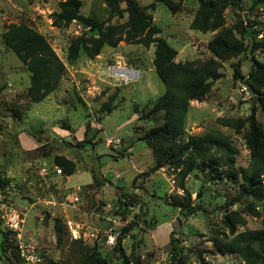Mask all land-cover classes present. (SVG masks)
I'll return each instance as SVG.
<instances>
[{
    "label": "rangeland",
    "instance_id": "374dc122",
    "mask_svg": "<svg viewBox=\"0 0 264 264\" xmlns=\"http://www.w3.org/2000/svg\"><path fill=\"white\" fill-rule=\"evenodd\" d=\"M138 2L149 5L152 0ZM4 11L0 31L12 22L31 25L47 38L66 71L56 89L31 102L25 97L26 69L0 38V176L9 179L0 190V230L6 232L5 241L0 240V264H242L239 255L218 252L212 239L228 234L229 223L236 232L261 228L260 205L248 197L234 201L239 191L227 176L193 169L184 186L191 204L199 203L207 212L183 215L178 203L184 205L181 196L186 199V195L177 187L175 174L167 167L152 171V150L138 140L154 122L136 119L132 105L141 109L164 91L153 69L151 45L127 46L120 41L119 46H103L92 59L81 55L70 61L67 46L83 30L74 33L69 27L51 25L52 12L42 7L31 14L7 6ZM148 11L161 29L174 26V15L163 3ZM98 13L102 19L108 15ZM238 13L244 24H249L248 18L257 27L264 22V5L249 11L245 3ZM186 14L188 10L179 15ZM236 18L227 8V23ZM167 41L176 49L184 45L177 59L201 62L209 57L202 40ZM235 62L247 74L249 54L222 61V76L207 96L190 101L185 131L220 130L237 151L235 166L246 167L250 153L243 130L238 133L216 121L218 117L244 120L252 112V102L237 93ZM112 68L139 73L126 81L129 74H116ZM108 103L114 106L110 112L104 110ZM254 116L264 129V113L258 107ZM86 123L90 125L86 137L93 144L79 147ZM55 155L71 160L74 172L54 171ZM72 195L78 200L71 201ZM10 213L17 215V223L7 222ZM56 219L60 232L54 226ZM110 231L117 234L113 246L101 240Z\"/></svg>",
    "mask_w": 264,
    "mask_h": 264
},
{
    "label": "trees",
    "instance_id": "16d2710c",
    "mask_svg": "<svg viewBox=\"0 0 264 264\" xmlns=\"http://www.w3.org/2000/svg\"><path fill=\"white\" fill-rule=\"evenodd\" d=\"M153 1L163 3L172 13L192 11L189 28L213 32L205 44L209 53L206 60H175L177 50L161 35L160 27L148 12V9L154 8V3L143 6L137 0H103L109 13L102 19L83 14L80 10L81 0H58L57 9L50 14L51 25L67 28L75 21L86 28L73 37L67 46L66 58L70 61H75L81 55L92 59L103 46L115 47L119 41L144 47L154 46L152 65L164 85V91L149 99L141 109L137 103L132 105L136 119L154 122L138 138L152 150L154 164L151 170L167 167L175 174L177 187L186 195V199L181 196L185 206L178 203L183 215L207 212L201 204H191L184 186L186 176L193 169L207 170L208 173L232 179L239 191L234 201L248 197L252 203L259 204L263 225L261 228L236 232L234 224L229 223L228 234L214 237L213 246L220 253L239 255L242 264H264V129L254 116L256 107L264 113V58L258 57V53H264V22H259L261 25L257 27L248 18L249 24H244L238 13L243 11V4L247 3V10L254 11L264 4V0H197V6L193 9L185 7L182 0ZM122 3L124 6H121ZM227 8H231L237 17L230 24L226 20ZM121 18H125L123 22L118 21ZM0 38L5 48L12 51L29 72V84L25 89L28 100L39 102L58 87L66 67L41 32L24 21L12 22L3 25ZM246 54H249L250 61L247 74H242L240 62H235L232 64L233 78L239 83L243 82L251 95L257 97L252 103V112L244 120L216 118L218 123L238 133L243 130L250 155L248 166L242 167L235 166L237 151L227 135L218 129L186 134L185 119L190 101L203 100L213 82L222 76L219 71L221 62ZM112 109L114 106L105 104L104 110L110 112ZM89 126V123L85 124L84 138L77 141V146L93 144L86 137ZM52 163L54 171L57 167L61 168L60 174L63 175H70L75 170L74 163L62 155H55ZM8 182V178L0 176V190ZM197 197H200V192ZM54 226L60 230L58 219ZM0 233L3 242L6 232L0 230ZM115 247L120 249L119 245Z\"/></svg>",
    "mask_w": 264,
    "mask_h": 264
},
{
    "label": "crops",
    "instance_id": "0c3cea01",
    "mask_svg": "<svg viewBox=\"0 0 264 264\" xmlns=\"http://www.w3.org/2000/svg\"><path fill=\"white\" fill-rule=\"evenodd\" d=\"M57 3H58V0H0V13L4 14V12H5L4 8L6 6H7V8H10L12 11H16V12H23L24 11V12H27V14H31L32 12H35V9H38L40 7L45 8L46 11L53 12L54 10L57 9V7H55L56 6L55 4H57ZM152 3H154V8H155L156 7V3H159V2L152 0V2L150 4H152ZM182 4L185 7H187L188 9H190V8L193 9V8H195L197 6V0H182ZM121 6H124V4L122 3ZM143 6H147V5H143ZM261 6H259L258 8H261ZM80 10L85 15H96L98 17H100L98 15L99 14L98 10L106 11V14L109 13V9L106 6V4L103 2V0H81ZM181 12L182 11H178L176 13H172L174 15V18H175L174 26L171 29L169 28V29H166V30L160 28L161 29V35L163 37H165L166 40H167V38H172V39H175L177 41H182V40L187 38V39H189L190 44H192L195 39H199V40L204 41V43L206 44V42L213 35V32H210V31L201 32V31L189 28V24H190V21L192 19V11L188 10V14H186L185 17L183 16L182 17L183 19L179 15ZM2 17L5 18L4 15H2ZM152 18H153V22L155 23V21H154L155 20V15ZM68 27L70 29H73L74 33H78L77 27L79 28V27H82V26H80L79 23L73 21V22L70 23V25ZM81 30H82V28H81ZM83 30H84V27H83ZM1 31H0V33H1ZM192 32H196V33L192 34ZM119 45H120V41L117 43L116 46H119ZM122 45H124V42H123ZM126 45L128 46L130 44L126 43ZM151 50H152V57H153V50H154V46L153 45H151ZM176 50H177V54H176L175 60L176 61H185V60L177 59V56L180 53L183 52L184 45H182L179 49H176ZM186 60H191V59H186ZM135 70L139 73L138 69H135ZM24 76H25L24 88L26 89L28 84H29V72L26 71ZM24 139H25V142L29 143L30 146L33 144V143L30 142V139H28V138H24ZM31 140L33 142H35V139L33 140L31 138Z\"/></svg>",
    "mask_w": 264,
    "mask_h": 264
},
{
    "label": "built area",
    "instance_id": "2783aa9c",
    "mask_svg": "<svg viewBox=\"0 0 264 264\" xmlns=\"http://www.w3.org/2000/svg\"><path fill=\"white\" fill-rule=\"evenodd\" d=\"M81 28L83 30V27H79V28L77 27V30L78 29L81 30ZM84 29H86V28H84ZM112 69L114 71L116 68H112ZM126 70L127 71H130V74L129 75L124 76L126 81L138 76V72L136 70H134V69H126ZM237 93L240 94L246 100H250L251 97H252V95H251L248 87L243 82H240L238 84V86H237ZM56 171L58 173L61 172V170L59 168H56ZM42 172H45V168H42ZM77 200H78V196L77 195H72L71 196V201L75 202ZM17 218L18 217H17V215L15 213H10L7 216V222H9L10 224L17 223ZM92 235L94 236V234H92ZM116 239H117V234L113 233L112 231H110L108 233H105L101 237V240H103L104 243L106 245H109V246H113L116 243Z\"/></svg>",
    "mask_w": 264,
    "mask_h": 264
},
{
    "label": "bare ground",
    "instance_id": "6f19581e",
    "mask_svg": "<svg viewBox=\"0 0 264 264\" xmlns=\"http://www.w3.org/2000/svg\"><path fill=\"white\" fill-rule=\"evenodd\" d=\"M114 73H116V74L118 73L120 75H124V74H130V71L122 70V69H115Z\"/></svg>",
    "mask_w": 264,
    "mask_h": 264
},
{
    "label": "water",
    "instance_id": "95a60500",
    "mask_svg": "<svg viewBox=\"0 0 264 264\" xmlns=\"http://www.w3.org/2000/svg\"><path fill=\"white\" fill-rule=\"evenodd\" d=\"M116 69L126 70L125 68H116ZM256 100H257V97H256L255 95H253V96L251 97V99H250V101H251L252 103H254Z\"/></svg>",
    "mask_w": 264,
    "mask_h": 264
}]
</instances>
